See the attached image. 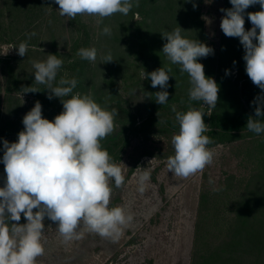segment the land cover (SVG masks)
<instances>
[{"label":"rangeland","instance_id":"rangeland-1","mask_svg":"<svg viewBox=\"0 0 264 264\" xmlns=\"http://www.w3.org/2000/svg\"><path fill=\"white\" fill-rule=\"evenodd\" d=\"M231 7L230 0H139L127 16L117 13L97 24L93 16L61 17L54 0H0V187L6 181L3 141L18 140L22 119L37 101L49 120L63 111L60 98L49 100L45 86L33 84L32 62L53 54L64 61L57 81L76 78L74 94L118 110L115 131L101 141L125 176L122 187L111 184L110 207L123 206L134 216L118 241L82 228L83 238L68 243L46 217L45 254L37 264H264V133L225 130L231 121L243 125L245 113L256 118L243 93L244 48L220 27L221 9ZM260 10L259 4L245 10L246 31L252 28L247 14ZM106 25L111 36L101 35ZM177 27L185 38L214 49L199 62L219 86L215 108L189 100L188 74L162 52L161 33ZM31 32L37 35L28 39ZM22 41L29 44L23 57L13 48ZM91 47L98 50L95 63L77 55ZM109 51L114 60L102 63L100 56ZM161 67L171 69L167 89L153 88L142 77ZM30 86L40 91L24 93ZM162 90L169 93L164 105L155 101ZM173 105L178 112L193 107L205 113L204 135L216 153L211 165L186 179L166 166L174 155L171 138L179 131ZM145 168L151 178L140 192ZM26 222L21 214L18 223Z\"/></svg>","mask_w":264,"mask_h":264},{"label":"clouds","instance_id":"clouds-1","mask_svg":"<svg viewBox=\"0 0 264 264\" xmlns=\"http://www.w3.org/2000/svg\"><path fill=\"white\" fill-rule=\"evenodd\" d=\"M54 2L59 6L61 17L75 20L77 16H93L97 18V24L117 13L127 16L134 6L139 7V0ZM230 3V9H221L225 16L220 27L226 37L239 38L245 53L246 74L261 89V94L253 101L256 118L249 117L246 124L249 131L259 135L264 133V122L260 119L264 116V0H230ZM256 4L261 10L247 14L252 28L246 31L245 10ZM196 6L193 3L194 9ZM36 35L35 32L27 34L28 39ZM101 35L111 36L112 28L104 26ZM161 35L166 40L162 52L189 76V100L215 108L219 86L214 78L205 75L204 65L199 62L200 58L214 54V49L197 39L185 38L180 27ZM13 48L23 57L29 44L22 41ZM77 55L95 63L98 50L81 48ZM100 59L102 63L114 60L110 51ZM63 63L53 54H48L44 61L32 62L33 84L44 85L49 100L60 98L63 111L49 120L43 117L42 105L37 101L22 119L24 129L18 133V140L3 141L6 181L0 187V264H37V259L45 254L46 217L56 224L65 243L82 239V228L115 242L134 220L125 207H110L111 184L114 182L116 188L122 187L125 176L101 143L115 131V118L119 112L116 108L102 107L91 95L74 94L78 84L76 78L62 76L57 81ZM170 71L161 67L150 73L144 71L142 77L150 78L153 88L167 89ZM23 89L24 93L40 91L33 86ZM155 96L160 105L168 102L166 90L156 92ZM172 111L179 131L171 138L174 155L167 158L166 166L172 175L186 179L211 165L216 153L208 147L213 141L204 135L208 130L204 112L193 107L178 112L175 105ZM150 178L151 172L147 168L139 174L140 192L145 190ZM209 182H213L211 178ZM21 214L27 221L25 224L18 223Z\"/></svg>","mask_w":264,"mask_h":264},{"label":"trees","instance_id":"trees-1","mask_svg":"<svg viewBox=\"0 0 264 264\" xmlns=\"http://www.w3.org/2000/svg\"><path fill=\"white\" fill-rule=\"evenodd\" d=\"M243 79H244V82H243V93H244V98L248 104V106L250 107L252 113L255 114V107L256 105L253 103V101L255 100V98L258 96L259 92H255L252 91L254 89V86L255 88L257 87L256 85H254L252 83V81L250 80V78L248 76H243ZM247 115V118H246V122L241 125V123H234L235 121H231L230 125L225 127V130H241V129H246V124H247V121H248V118L249 117H252L251 114L248 112V113H245ZM260 119L262 120V122H264V116L260 117Z\"/></svg>","mask_w":264,"mask_h":264}]
</instances>
